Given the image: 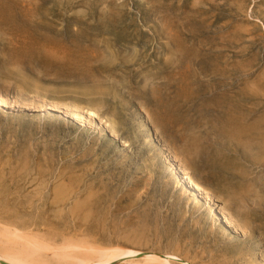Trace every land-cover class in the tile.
Wrapping results in <instances>:
<instances>
[{
  "label": "rangeland",
  "instance_id": "obj_1",
  "mask_svg": "<svg viewBox=\"0 0 264 264\" xmlns=\"http://www.w3.org/2000/svg\"><path fill=\"white\" fill-rule=\"evenodd\" d=\"M3 225L264 264V0H0Z\"/></svg>",
  "mask_w": 264,
  "mask_h": 264
},
{
  "label": "bare ground",
  "instance_id": "obj_2",
  "mask_svg": "<svg viewBox=\"0 0 264 264\" xmlns=\"http://www.w3.org/2000/svg\"><path fill=\"white\" fill-rule=\"evenodd\" d=\"M190 186L200 193L201 188L197 184L191 182ZM87 241L52 245L18 228L3 225L0 226V264H190L172 252L142 253L117 245L103 247ZM44 251L51 252L50 258L56 262L48 260Z\"/></svg>",
  "mask_w": 264,
  "mask_h": 264
}]
</instances>
